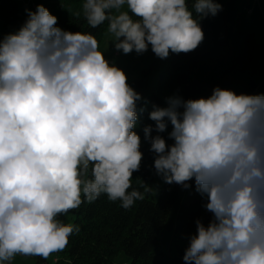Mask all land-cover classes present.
I'll return each instance as SVG.
<instances>
[{
  "label": "clouds",
  "instance_id": "clouds-1",
  "mask_svg": "<svg viewBox=\"0 0 264 264\" xmlns=\"http://www.w3.org/2000/svg\"><path fill=\"white\" fill-rule=\"evenodd\" d=\"M222 10L219 0H80L72 16L90 30L70 31L37 3L0 33V264L64 251L80 227L60 217L83 203L106 195L129 210L152 192L142 179L132 185L148 101L91 29L106 25L123 55L165 60L197 49L201 21ZM148 120L154 174L182 190L194 184L211 214L195 220L184 264H264V94H173Z\"/></svg>",
  "mask_w": 264,
  "mask_h": 264
},
{
  "label": "trees",
  "instance_id": "trees-1",
  "mask_svg": "<svg viewBox=\"0 0 264 264\" xmlns=\"http://www.w3.org/2000/svg\"><path fill=\"white\" fill-rule=\"evenodd\" d=\"M219 2L223 10L215 17L201 21L203 42L188 54H170L151 92L145 96L148 104L136 129L142 138L144 157L140 171L133 174L134 188H139L140 179L151 186L154 182L153 154L149 152L150 145L143 142L142 131L143 124L154 123L148 120L151 105L165 106V97L173 94L185 99L198 98L210 95L216 86L228 88L254 61L253 34L234 27L240 0ZM43 3L58 17V26L70 31L90 30L82 17L72 16V11L80 8V0H44ZM18 15L17 3L11 0L0 3V21L5 34L10 32L9 26L17 21ZM105 30L106 25L91 29L99 44ZM151 75L150 67L142 69L139 79L131 81V85L143 89ZM245 91L264 94V80L259 85L249 81ZM139 107H145L143 101L138 102ZM162 135L166 137L167 133ZM140 190L143 191L142 188ZM176 204L177 212L171 218L170 213ZM203 204L194 184L192 189L182 190L179 185L164 183L156 200L147 194L145 200L137 201L129 210L122 209L119 202H110L106 195H102L94 203H83L70 211L71 223L79 225L80 231L70 236L68 246L56 253L52 264H114L121 253L127 257V264H184L182 257L188 244L187 237L195 233V220L199 218L207 223L211 218ZM164 230L171 233L167 253L156 248V240ZM36 259V264H48L40 257Z\"/></svg>",
  "mask_w": 264,
  "mask_h": 264
},
{
  "label": "rangeland",
  "instance_id": "rangeland-1",
  "mask_svg": "<svg viewBox=\"0 0 264 264\" xmlns=\"http://www.w3.org/2000/svg\"><path fill=\"white\" fill-rule=\"evenodd\" d=\"M4 0H0V3ZM17 3L19 7V15L16 22L12 23L9 26L10 31L16 30L20 24L26 19L27 9L35 10L37 3H43L44 0H11ZM234 27L238 30L244 31L246 33H252L254 36V44H255V58L251 66L246 69L240 78L230 87L229 89H233L237 93H247L254 94L245 91V87L249 81L254 82L256 85H259L262 80H264V0H240L238 10L235 14L234 19ZM0 33L5 34L3 30L2 22L0 21ZM110 37L104 34L103 40L100 43V50L105 52L106 56L113 60L118 66L124 69L129 78V83L131 81L139 79V72L142 69L151 68L152 75L148 79L146 87L143 89H136L132 87L142 94L145 98L148 95L153 86L156 83L157 75L159 71H161L166 64L165 60H160L155 57L154 54L149 50L142 56H136L135 53L130 55H123L122 53L116 52L110 48L109 45ZM164 183L160 180L156 175L154 176L153 189L149 194L150 197L156 200L159 197V194L162 190ZM158 186V189L157 187ZM178 209V204L172 209L170 213V217L174 218ZM61 220L65 223L72 222V214L69 212L66 216H61ZM171 233L169 231H162L157 240H156V248L167 253L169 246V239ZM56 253H53L47 260H45L48 264H52ZM127 257L121 253L119 254L114 264H127ZM36 257H24L17 256L14 258L12 264H36ZM38 264H43L38 262Z\"/></svg>",
  "mask_w": 264,
  "mask_h": 264
}]
</instances>
